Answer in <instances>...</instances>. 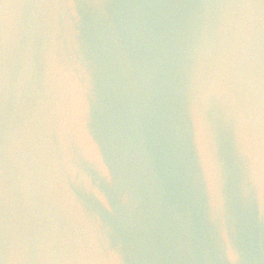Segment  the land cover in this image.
I'll return each mask as SVG.
<instances>
[{"label":"water","instance_id":"95a60500","mask_svg":"<svg viewBox=\"0 0 264 264\" xmlns=\"http://www.w3.org/2000/svg\"><path fill=\"white\" fill-rule=\"evenodd\" d=\"M0 264H264V0H0Z\"/></svg>","mask_w":264,"mask_h":264}]
</instances>
